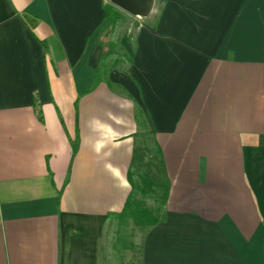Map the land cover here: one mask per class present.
<instances>
[{"label":"crops","instance_id":"crops-1","mask_svg":"<svg viewBox=\"0 0 264 264\" xmlns=\"http://www.w3.org/2000/svg\"><path fill=\"white\" fill-rule=\"evenodd\" d=\"M107 1L0 0V264L111 262L144 124L170 193L140 264H264V0H164L92 89Z\"/></svg>","mask_w":264,"mask_h":264},{"label":"trees","instance_id":"trees-1","mask_svg":"<svg viewBox=\"0 0 264 264\" xmlns=\"http://www.w3.org/2000/svg\"><path fill=\"white\" fill-rule=\"evenodd\" d=\"M104 11V18L109 20L106 29L111 34L108 45L104 49L101 64L96 68L92 89L96 88L103 80L109 81L108 77L106 79L102 77L101 72L108 73L105 67L112 59L111 62L114 61V63L126 61L129 67L133 64V57L120 44L119 34L124 25H128L137 17L114 6L110 1L104 3ZM155 134V130H149L146 134L138 133L136 135V144L128 169L131 191L122 211L112 213L108 217L110 222L123 221L127 223L132 220L137 228L148 231L153 226L165 221L170 180L163 152Z\"/></svg>","mask_w":264,"mask_h":264},{"label":"rangeland","instance_id":"rangeland-1","mask_svg":"<svg viewBox=\"0 0 264 264\" xmlns=\"http://www.w3.org/2000/svg\"><path fill=\"white\" fill-rule=\"evenodd\" d=\"M163 2L164 0H155V5L151 13L153 14L152 16L154 20H157L160 16L164 7L162 6ZM147 19L148 16L133 19V21H130L128 25H124L122 27L121 33L119 34V37H121L120 44L127 52L130 53L132 57L140 25L145 23ZM110 34L111 33L107 30L106 37H108V39ZM111 61H109L105 67L107 68L109 74L103 73V71L101 72L104 79L107 77L110 78L113 71H118L120 73H126L128 71V62L118 61V63H114V61ZM147 132H149V129L147 128V125L144 124L140 133L146 134ZM122 222L112 221L110 224L109 235L106 240L108 250L105 249V258L106 260L109 259V261H111L109 262L110 264H140V248L146 231L137 228L132 220L127 221V223Z\"/></svg>","mask_w":264,"mask_h":264},{"label":"water","instance_id":"water-1","mask_svg":"<svg viewBox=\"0 0 264 264\" xmlns=\"http://www.w3.org/2000/svg\"><path fill=\"white\" fill-rule=\"evenodd\" d=\"M110 2L135 17L149 16L155 5V0H110Z\"/></svg>","mask_w":264,"mask_h":264}]
</instances>
